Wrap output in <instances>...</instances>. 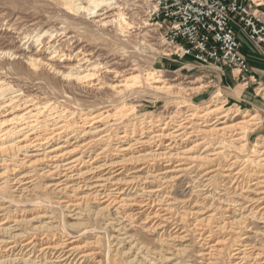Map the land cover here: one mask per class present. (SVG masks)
<instances>
[{
    "label": "rangeland",
    "instance_id": "obj_1",
    "mask_svg": "<svg viewBox=\"0 0 264 264\" xmlns=\"http://www.w3.org/2000/svg\"><path fill=\"white\" fill-rule=\"evenodd\" d=\"M149 1L105 0L94 16L76 10L77 4L88 7L90 0H0V91H3L0 93V130L2 119H11L20 113H27V117L21 120L19 126H36L38 136L48 134L58 123L67 125L69 135L90 129H95V132L103 130L84 138L76 135L71 144L92 142L85 151L88 160H93L102 149H107L97 162H124L129 171L120 178L142 175L143 181L148 176L164 179L146 180L140 188H144V193L138 189L127 192L124 196L127 204L116 211H105L103 201L88 198L78 216H75V212L64 208V201L76 200L79 191L68 193L49 188V185L57 182V178L40 176L39 173L35 191L19 200L21 204L14 203L20 193H14L10 186L5 187L0 210L10 206L12 217L24 216L28 220L48 213L53 217L56 228L52 229L48 238L42 240L39 249L47 243L67 240L66 236L72 233L77 236L73 238L77 245H86L84 249L87 252L95 253V260L90 264H150L144 253L137 254L136 246L132 248L136 243L161 252L168 242L164 249L167 253L185 248V254L193 256L201 249L205 250V247H200L192 235L183 241L170 240L188 230V225L179 230L174 222L165 230L151 229L153 207L158 210L160 206L154 203L149 208L143 204L149 195H153L149 193L153 192L151 190L169 185L165 177L170 179L169 176L182 175L176 181V193L169 188L164 190V195L172 192L173 196L189 200L187 205L190 207L185 208L190 210L193 207L202 209L206 204L213 209L223 207L216 219L224 214V217L233 219L236 226L233 225L232 229L225 226L218 231L213 228L211 240L212 243L219 242L222 249L216 264H234L236 257L232 251L238 241L247 236L249 243H264V222L258 220L260 214L256 213L264 202L253 204L256 193L251 191L253 183L264 176V89L259 84L243 87L241 83L236 89L226 88L218 75L224 77L223 72L226 73L229 67L220 66L221 69L218 66L200 65L189 59L176 60L169 54L159 32L148 23L146 12ZM52 48H55L54 53ZM2 51L14 55H5ZM23 52L27 57L48 55L54 57L57 63L69 66L81 63L84 66L81 69L90 70L97 76L93 88L84 85L78 92L70 93L72 86L61 82L55 89L62 96L58 99V95L49 90L43 81L30 78L25 65L27 59L16 58V54L20 56ZM15 62L22 67L16 68ZM118 84H125L126 87L109 89ZM65 93L67 98H63ZM35 98H41L44 105L36 109L27 108ZM221 106L222 111L230 113L227 120V125L233 127L229 131L230 137L218 135V139L212 142L214 138L202 133L205 129L195 122L189 126L192 129L187 134L173 141L162 140L140 149L146 151L143 153H149L155 151L157 146L163 148L172 144L176 149L172 153L190 149L188 155L181 154L178 160L155 162L149 169L142 170L144 165L127 163L132 153L119 151V147L127 142L148 135L149 130L156 132L168 124L169 130L173 131L188 115H202L208 108ZM241 121L247 123L243 125ZM8 130H13V127L9 126ZM21 134L22 131L17 133L15 141L23 138ZM124 134L129 135L128 141L121 139ZM218 145L221 154L217 160L210 161L212 157L207 155L213 153ZM23 157L20 156V159ZM4 167L0 165V169ZM191 167V173H176ZM211 170L215 172L212 174L214 177L210 187L204 189L202 176ZM228 172L232 175L229 176ZM215 188L223 195L216 194L214 199L211 194ZM94 191L89 189L83 192ZM44 199L53 204L39 203L37 209L23 206ZM229 204L231 207L225 211ZM241 207L245 208L240 210ZM178 210L181 215L184 208L179 206ZM210 210L203 211V214L214 213ZM114 218L119 222L116 223ZM214 223L218 225L216 221ZM176 231L178 234H175ZM37 236L43 237L44 234ZM126 236H131L132 240L126 239ZM135 256L137 259L134 260ZM183 257L185 255L181 253L175 262L183 260ZM157 260H153L152 264H161Z\"/></svg>",
    "mask_w": 264,
    "mask_h": 264
},
{
    "label": "bare ground",
    "instance_id": "obj_2",
    "mask_svg": "<svg viewBox=\"0 0 264 264\" xmlns=\"http://www.w3.org/2000/svg\"><path fill=\"white\" fill-rule=\"evenodd\" d=\"M104 1L105 0H90L91 4L88 7L77 4L76 10L79 12L86 11L89 15L95 16L97 15L98 6L102 5ZM45 52L50 53L48 51ZM54 52L55 48L52 53ZM2 53L9 56L14 55L9 51H2ZM37 55L38 56L33 55L27 57L26 53L23 52L20 56L16 54V58H22L23 60L26 58L27 62H25V65H27V68L29 69L27 72H29V75L31 76L30 78L43 81L42 83L46 84L49 90L58 95V99L62 98V96H60L55 89L61 82L69 83V85L72 86L70 93L78 92L84 87V85L93 88L92 85L97 76L91 73L90 70L86 71L84 68L81 69L84 67L81 63H77L76 66H69L68 64L57 63L54 57H49L48 55L43 54ZM14 65H16V68L22 67L21 65L19 66V63L17 62H15ZM48 69L49 72H46ZM75 84L78 86L74 87ZM125 87V84H118L112 85L109 89L116 90ZM0 93L2 94L3 91L1 90ZM66 95L67 93L64 94L63 98H67ZM40 99L35 98L31 100L27 108L33 107L32 109H36L38 106L44 105L45 102H42ZM60 102L64 104L68 103L66 101ZM222 110V106L211 107L208 108V110L203 111L202 115L194 113L190 114L177 124L173 128V131L169 130L171 128L168 124L156 132L149 130L148 135L127 142L125 146L119 147V151L132 153L133 156L127 160V163H131L132 165H144L145 167H143L142 170L149 169L155 162H173L174 160L180 159L181 154L188 155L190 149L180 153H172V151L176 150L174 144H172L173 147L171 148H169V146L172 145L163 148H161L162 146H157L158 148H156L155 151L149 153H143L146 151H140V149L147 144H154V142L162 140L173 141L177 137L187 134L188 130L192 129V127L189 126H193L195 122H198V125L205 129L202 133L214 138L212 142H215L218 139V135H226L230 137L229 131L233 128L232 126L227 125L230 113H226V111ZM26 114L21 115L20 113L16 114L11 119H2L3 123L0 130V165L5 167L0 169L2 170V173L0 174V183L2 182L0 184V200L4 199V197H2V191L4 188L10 186V188H13L14 193H20V196L17 197L18 200L16 199L17 201L13 202L21 204L19 200L35 191L37 184L36 177L40 173V176L49 178L52 176L57 178V182L49 185V188H54V190L58 192L75 193L79 191L76 194V200L69 199L64 201V208H69L70 211L75 212V216H78L88 198L103 201V203L106 204L103 208L105 211H116L125 207L127 204L124 200V196L127 192L138 189L144 193V188H140H142V185L145 184L146 180L162 179L164 181L160 176H148L144 178V181L142 175H135L128 179L120 178L124 172L129 171L124 162L104 161L102 164L97 162L107 149H102L103 151L98 153L93 160H88L86 159L87 155H85V151L93 144L92 142L84 145L71 144V140L74 139L76 135H80V138H84L101 133L103 130L95 132V129H90L82 132H74L75 135H69L70 133L66 132L67 125L58 123L49 130L48 134L38 136L36 126H34V128L29 124L19 126L21 120L27 117ZM237 115L238 114L235 116ZM246 123L247 122L245 121L240 122V124L243 125ZM9 126L13 127V130H8ZM19 128L20 130L18 131ZM21 131L23 138L15 141L16 139H14V137L18 136L17 133ZM128 137L129 135L124 134L121 136V139H126L125 141H128V139H130ZM218 147L219 145L214 148L215 150L213 153L207 155L212 157L210 161L217 160L220 156L221 152L218 150ZM205 151L203 153H205ZM20 156H24L23 159H20ZM207 156L204 158L208 159ZM203 160L204 159H202V161ZM44 165L48 166L44 167ZM191 169L192 167L184 170L180 169L176 173H191ZM208 172L202 176L204 177L202 178V188L204 189L210 187L209 185L214 177L212 174L215 173L214 170ZM228 175L230 176L232 173L228 172ZM181 177L182 175L172 178L169 176L170 179L165 177L169 185L151 190L153 192L149 193L153 195H149V198H147L146 201H143L144 207L152 208V206L155 205L154 203H158L156 205L160 206V209L158 210H154L153 207L154 212L152 213V222H150L153 224L150 228L165 230L164 228L169 226L170 223V225H172L175 222V228H179L180 230V227L185 229V226L188 225V230L180 234L176 231L175 234L178 235L170 240L183 241L192 235L200 247H205V250L202 251L201 249L197 252V255L194 254L193 256L185 254V251L187 250L185 248V250L183 249L167 253L164 249L168 245V242L164 244L165 248L163 247L164 249L161 252L150 250L144 245H139L138 243L134 244L132 248L136 246L135 248L138 251L137 254L144 253L143 256L149 258L150 264L154 262L153 260L157 259H159L157 262H160L161 264H216L217 257L220 255L222 249L219 247L221 246L219 242L212 243L211 238L214 233L213 228L216 231L224 229L225 226H227L228 229H232L234 228L233 225L236 226L235 221L228 216L224 217V214L221 218L216 219L218 212L221 209H224L223 207L219 208L217 206V208L213 209L210 205L206 204L205 207L202 206V209L199 208L196 210L193 207V209L190 210L189 208H185V206L190 207L187 205L189 200H183L173 196L172 192L169 193L170 195H164V190L169 188L176 193V181H179ZM205 178L206 180H204ZM71 183L72 185H70ZM89 189H95V191L92 193L83 192ZM213 190H215V192L212 191L211 196L214 199L216 194L219 196L223 195L217 191V188ZM251 191L256 193V197L252 199L253 204L264 202V176H261V178L253 183ZM219 200H221V197ZM39 203L48 205L53 204L52 201L44 199L29 204H23V206H34L35 208L30 207L29 209H37L38 206L36 205ZM179 206L184 208L181 215L178 214ZM230 207L231 204L227 205L225 211H228ZM9 208L11 207L8 206L3 208V210H0V264H90L95 260V253L87 252L84 249L86 245H77L76 239H73L77 238V236L71 235L72 233L66 236L68 237L67 240H63L59 243H47L46 246L39 249L42 240L48 238L51 235L52 229L56 228L53 223V217L48 216V213L39 215L30 220L26 219L24 216L12 217ZM244 208L245 207H241L240 210H243ZM206 210H210V212L214 211V213L206 212L203 214V211ZM256 213L260 214L259 217H257L258 220L264 222V206L259 207V210L256 211ZM113 220H116V223L119 222L118 219L114 218ZM36 221L38 225H36ZM214 221L218 224L217 226H215ZM206 229H209V231H206ZM39 234L40 236L44 234V236L37 238V235ZM126 239L132 240V237L126 236ZM247 239L248 237L246 236L235 245L232 251V255L236 257L234 264H264V243H249ZM1 251H3L2 254ZM36 252L38 253L37 256H35ZM181 253L185 255L183 260L175 262L177 261L176 257ZM29 255L31 257H29ZM252 256H254V258H252ZM135 259H137L136 256L134 260Z\"/></svg>",
    "mask_w": 264,
    "mask_h": 264
},
{
    "label": "built area",
    "instance_id": "obj_3",
    "mask_svg": "<svg viewBox=\"0 0 264 264\" xmlns=\"http://www.w3.org/2000/svg\"><path fill=\"white\" fill-rule=\"evenodd\" d=\"M263 7L264 0H150L146 15L176 60L225 66L248 75L237 29L264 48Z\"/></svg>",
    "mask_w": 264,
    "mask_h": 264
},
{
    "label": "crops",
    "instance_id": "obj_4",
    "mask_svg": "<svg viewBox=\"0 0 264 264\" xmlns=\"http://www.w3.org/2000/svg\"><path fill=\"white\" fill-rule=\"evenodd\" d=\"M237 37L242 44L243 53L248 60L250 74L242 75L235 69L226 68V73L223 72L225 76L221 77L218 75V79L226 85L224 86L226 88L236 89L241 84L243 87H255L258 83H261L260 86L264 89V48L252 42L247 33L241 29H237ZM209 66L213 67L218 65L211 64Z\"/></svg>",
    "mask_w": 264,
    "mask_h": 264
}]
</instances>
